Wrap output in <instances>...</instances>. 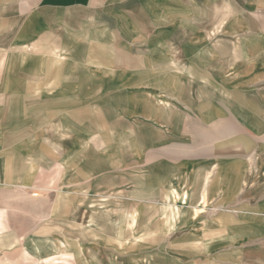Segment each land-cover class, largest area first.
<instances>
[{
  "label": "rangeland",
  "instance_id": "1",
  "mask_svg": "<svg viewBox=\"0 0 264 264\" xmlns=\"http://www.w3.org/2000/svg\"><path fill=\"white\" fill-rule=\"evenodd\" d=\"M30 3L62 59L0 81L16 264H264V0Z\"/></svg>",
  "mask_w": 264,
  "mask_h": 264
},
{
  "label": "crops",
  "instance_id": "2",
  "mask_svg": "<svg viewBox=\"0 0 264 264\" xmlns=\"http://www.w3.org/2000/svg\"><path fill=\"white\" fill-rule=\"evenodd\" d=\"M9 1L13 0H0V81L4 82L20 80V75H24L26 71L29 72V67L34 62L52 63V59H62L61 39L53 40L55 36L43 31L42 37L32 40L30 0H17L20 1V8L14 12L13 9H9L11 6L8 4ZM110 2L111 0H37L36 11L101 10L106 8ZM50 37L51 40H49ZM13 66L16 67L12 68ZM0 86L2 88H0L2 92L0 93V114H3L7 111L6 104L2 102V98L8 96L7 83ZM0 119L3 121L1 116ZM2 138L4 137L0 133V145ZM1 152L0 150V191L10 186L7 183L8 160ZM4 211L0 208V264H16V256L21 255L20 250L16 251V240L20 239V235L17 236L12 227L13 222Z\"/></svg>",
  "mask_w": 264,
  "mask_h": 264
}]
</instances>
